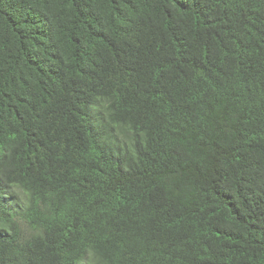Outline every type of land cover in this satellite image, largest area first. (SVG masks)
I'll list each match as a JSON object with an SVG mask.
<instances>
[{"label": "trees", "instance_id": "trees-1", "mask_svg": "<svg viewBox=\"0 0 264 264\" xmlns=\"http://www.w3.org/2000/svg\"><path fill=\"white\" fill-rule=\"evenodd\" d=\"M0 264H264V0H0Z\"/></svg>", "mask_w": 264, "mask_h": 264}]
</instances>
